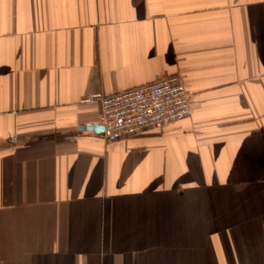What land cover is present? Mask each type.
I'll list each match as a JSON object with an SVG mask.
<instances>
[{
	"label": "crops",
	"instance_id": "1",
	"mask_svg": "<svg viewBox=\"0 0 264 264\" xmlns=\"http://www.w3.org/2000/svg\"><path fill=\"white\" fill-rule=\"evenodd\" d=\"M171 75L188 117L89 128ZM0 264H264V0H0Z\"/></svg>",
	"mask_w": 264,
	"mask_h": 264
},
{
	"label": "built area",
	"instance_id": "2",
	"mask_svg": "<svg viewBox=\"0 0 264 264\" xmlns=\"http://www.w3.org/2000/svg\"><path fill=\"white\" fill-rule=\"evenodd\" d=\"M84 100L98 103V124L108 138L141 134L170 125L191 113L189 96L179 75Z\"/></svg>",
	"mask_w": 264,
	"mask_h": 264
},
{
	"label": "water",
	"instance_id": "3",
	"mask_svg": "<svg viewBox=\"0 0 264 264\" xmlns=\"http://www.w3.org/2000/svg\"><path fill=\"white\" fill-rule=\"evenodd\" d=\"M86 127H81V129H85ZM89 128H93L94 130H100V131H103V128L101 126H98V125H94L92 127H89Z\"/></svg>",
	"mask_w": 264,
	"mask_h": 264
}]
</instances>
